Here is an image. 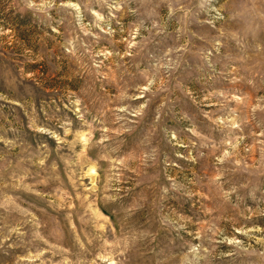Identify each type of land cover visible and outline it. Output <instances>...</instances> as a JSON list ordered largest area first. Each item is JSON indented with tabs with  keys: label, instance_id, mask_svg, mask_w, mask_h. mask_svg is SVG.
I'll use <instances>...</instances> for the list:
<instances>
[{
	"label": "rangeland",
	"instance_id": "374dc122",
	"mask_svg": "<svg viewBox=\"0 0 264 264\" xmlns=\"http://www.w3.org/2000/svg\"><path fill=\"white\" fill-rule=\"evenodd\" d=\"M0 264H264V0H0Z\"/></svg>",
	"mask_w": 264,
	"mask_h": 264
}]
</instances>
